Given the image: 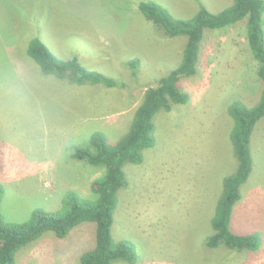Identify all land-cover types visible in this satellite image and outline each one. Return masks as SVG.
Instances as JSON below:
<instances>
[{"label":"rangeland","instance_id":"rangeland-1","mask_svg":"<svg viewBox=\"0 0 264 264\" xmlns=\"http://www.w3.org/2000/svg\"><path fill=\"white\" fill-rule=\"evenodd\" d=\"M148 1L180 19L198 9L196 0H0V210L6 221L52 210L67 192L93 197L91 184L102 170L70 161V151L96 131L110 142L120 138L146 90L181 57L184 40L166 37L138 12V3ZM198 1L214 13L230 4ZM245 36L244 20L205 33L197 73L179 82L188 102L157 115L155 146L127 170L114 234L136 245V264H264V119L253 134V173L231 220L238 235L260 233L262 246L255 253L202 246L212 232L207 218L216 181L232 166L226 106L234 100L251 105L259 95ZM31 38L124 87L78 86L41 73L25 52ZM132 61L139 64L136 73L125 67ZM92 242L90 224L64 239L49 234L21 250L17 264H80Z\"/></svg>","mask_w":264,"mask_h":264},{"label":"trees","instance_id":"trees-1","mask_svg":"<svg viewBox=\"0 0 264 264\" xmlns=\"http://www.w3.org/2000/svg\"><path fill=\"white\" fill-rule=\"evenodd\" d=\"M198 9L190 18L174 17L164 6L153 2H139L138 12L157 30L170 39L182 38L184 45L178 64L162 76L156 86L146 90L132 114L128 130L115 142L93 132L81 147L70 151V161L102 170L91 184L92 198L75 192L65 193L54 209H34L22 223L6 221L0 210V264H17V255L46 235L66 238L73 230L92 225L91 247L79 255L80 264H136L135 246L131 241L118 239L115 222L118 217L121 194L128 188L127 170L144 161V153L156 143L155 120L159 113L168 112L174 105H184L188 95L179 82L197 73L200 45L206 32L246 21V44L257 64L256 78L260 83L256 102L247 105L241 100L227 104L231 119L228 138L232 166L216 181L212 208L207 218L209 235L202 246L208 251L255 253L262 246L261 234L249 232L238 235L231 228L234 209L242 198L241 192L253 173V134L264 119V0H230L219 12L209 11L198 0ZM32 9V6H30ZM25 52L41 73L72 84L121 89L119 79L86 69L76 57L59 59L37 38L26 42ZM138 62L125 65L136 73ZM5 186L0 184V205Z\"/></svg>","mask_w":264,"mask_h":264}]
</instances>
